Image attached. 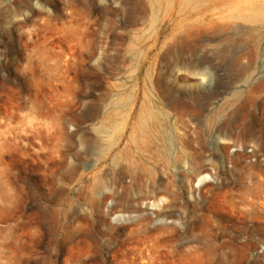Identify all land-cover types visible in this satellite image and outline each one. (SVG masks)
Instances as JSON below:
<instances>
[{"label":"rangeland","instance_id":"obj_1","mask_svg":"<svg viewBox=\"0 0 264 264\" xmlns=\"http://www.w3.org/2000/svg\"><path fill=\"white\" fill-rule=\"evenodd\" d=\"M260 76L264 0H0V264H264Z\"/></svg>","mask_w":264,"mask_h":264},{"label":"bare ground","instance_id":"obj_2","mask_svg":"<svg viewBox=\"0 0 264 264\" xmlns=\"http://www.w3.org/2000/svg\"><path fill=\"white\" fill-rule=\"evenodd\" d=\"M252 64L248 65L244 71V74H246V81H250V79H252L253 75H254V71L251 67ZM262 77H258L256 79V81L252 84H250V82H248V88H247V96L244 99V107L246 110V114H248L249 117H255L257 118L259 121L260 120H264V93L258 92L261 86H262ZM138 118L141 119L142 124L148 129V131H152V116L150 113L148 112H140V114L138 115ZM131 132L130 134L133 132L134 130V126L129 127ZM79 128L75 129L73 134H76L77 132H79ZM129 130V129H128ZM40 133L42 132H52L54 134L57 135V139H59L60 134L64 133V128L60 127V126H56V127H45L42 128L41 130H39ZM127 133V127H125L123 129V133H122V137L124 135H126ZM43 134V133H42ZM127 138H129L128 135H126ZM121 137V138H122ZM256 140L258 141L256 143ZM247 141H254V143L258 144L259 147H256L253 149L252 153L256 154L258 153L259 150H262L261 148H263V144H264V132L260 133V134H249L246 137V142ZM262 142V143H261ZM37 149L42 151L45 149V144L43 142L42 139H40L37 143ZM131 149V143L129 141V139L124 142V144H122L120 141L117 142L114 146H112L108 152L106 153H101L99 159H98V171L102 172L103 175L107 176L108 181L110 182L111 186L115 188L121 186L122 188H128L130 186H132L133 182H134V174L132 172H128L123 170L121 167H119L117 165V163L115 162V159H112V161H110V157H112V153L117 154V152H124V151H130ZM97 150V146L94 144H89L84 146L77 154L76 157H74V161H70L67 159L66 154L60 149L58 148L56 150V152H58V163H59V167L61 169L62 172L65 171H74V172H80V169L84 163V160L89 157L92 153H95ZM83 172L79 173V177L83 176ZM259 182H258V188L260 193L257 194L256 197H254L257 201H261L263 200L261 191L262 189H264V176L262 173H259ZM127 178H129L127 180ZM112 195L114 194V190L112 189ZM253 198V200H254ZM259 215L260 216H264V208H260L259 209ZM251 233L249 227L247 226L245 229V234L246 237L249 236V234ZM232 241H235L238 237L236 234H233L231 236ZM232 254V253H231Z\"/></svg>","mask_w":264,"mask_h":264}]
</instances>
